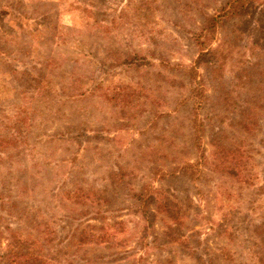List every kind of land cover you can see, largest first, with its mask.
Returning a JSON list of instances; mask_svg holds the SVG:
<instances>
[{
  "label": "rangeland",
  "instance_id": "obj_1",
  "mask_svg": "<svg viewBox=\"0 0 264 264\" xmlns=\"http://www.w3.org/2000/svg\"><path fill=\"white\" fill-rule=\"evenodd\" d=\"M231 1L0 0V264H264V0Z\"/></svg>",
  "mask_w": 264,
  "mask_h": 264
},
{
  "label": "trees",
  "instance_id": "obj_2",
  "mask_svg": "<svg viewBox=\"0 0 264 264\" xmlns=\"http://www.w3.org/2000/svg\"><path fill=\"white\" fill-rule=\"evenodd\" d=\"M243 2H245V0H232L231 2L227 3L226 8L223 9V12L220 15H218L217 17H212L213 26L215 27V22L217 20L220 22V20L222 18H225L228 16L233 17V16L237 15V14H235L237 6L243 4ZM213 26H211V27L213 28ZM197 103H195V104H197ZM195 139L197 140V138H195Z\"/></svg>",
  "mask_w": 264,
  "mask_h": 264
}]
</instances>
